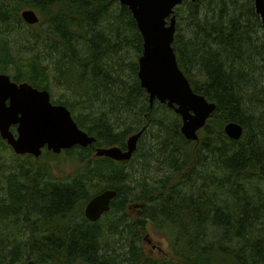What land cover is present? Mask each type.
<instances>
[{
  "label": "trees",
  "instance_id": "obj_1",
  "mask_svg": "<svg viewBox=\"0 0 264 264\" xmlns=\"http://www.w3.org/2000/svg\"><path fill=\"white\" fill-rule=\"evenodd\" d=\"M25 9L40 22L27 24ZM179 12L188 33L173 44L179 67L217 103L198 141L168 105H151L128 56L142 55L143 37L119 0H0V73L52 97L61 90L55 103L97 139L35 158L0 136V264H264L260 16L254 0H186ZM230 121L243 125L241 139L226 135ZM142 129L131 160L96 156ZM61 155L77 164L64 176L55 173ZM106 189L117 197L91 222L85 206ZM148 225L173 259L143 248Z\"/></svg>",
  "mask_w": 264,
  "mask_h": 264
},
{
  "label": "water",
  "instance_id": "obj_2",
  "mask_svg": "<svg viewBox=\"0 0 264 264\" xmlns=\"http://www.w3.org/2000/svg\"><path fill=\"white\" fill-rule=\"evenodd\" d=\"M186 0H119L127 6L143 37V53L139 58L138 78L147 91L151 105L155 101L168 105L181 117V132L189 141L199 140L202 130L217 109V103L197 93L179 67L174 50L178 18L176 9ZM193 2L197 0H192ZM255 11L264 28V0H254ZM30 25L40 22L34 9L21 13ZM16 127V132L12 130ZM226 135L239 140L244 127L230 121L224 126ZM145 129L131 135L126 147H98L96 156L116 161L133 158ZM0 136L16 155L42 156L45 149L61 154L80 146L90 147L96 137L81 129L72 112L64 104H54L47 89L28 82L18 84L8 74L0 73ZM117 191L106 189L93 196L85 206V217L99 221L110 212Z\"/></svg>",
  "mask_w": 264,
  "mask_h": 264
},
{
  "label": "rangeland",
  "instance_id": "obj_3",
  "mask_svg": "<svg viewBox=\"0 0 264 264\" xmlns=\"http://www.w3.org/2000/svg\"><path fill=\"white\" fill-rule=\"evenodd\" d=\"M180 7L176 9L177 18H179ZM177 34H180L181 36H184V37L188 35L187 27L184 24V22L178 21ZM128 56L131 58L139 60L141 55L140 56L136 55V53L132 50V51H130V54ZM8 75L11 77L10 74H8ZM11 79H13V78L11 77ZM24 82H27V81H24ZM55 93H56L55 97H52V94H51L52 102L54 104H59V103H55V101H57V99H58L57 96L59 95V93H61V90L57 89V90H55ZM0 152H2V151L0 150ZM64 156L65 155H63V156L61 155V157L58 158V160H61L58 163V166L56 167V170H55V173L58 176H61V175L64 176V175L70 174L74 170L75 166L77 165L71 161H66L64 159ZM62 161H65V162H62ZM50 162H53V161H50ZM53 165L54 166L56 165L55 162H53ZM137 214L139 215V212L136 211L135 209H133L134 217H136ZM142 238H143V240H142L143 248L152 257H154V258L166 257L167 259H173V254L171 252L170 243H169L168 239L166 238L165 235L158 233L151 225H148L146 232H144L142 234Z\"/></svg>",
  "mask_w": 264,
  "mask_h": 264
},
{
  "label": "flooded vegetation",
  "instance_id": "obj_4",
  "mask_svg": "<svg viewBox=\"0 0 264 264\" xmlns=\"http://www.w3.org/2000/svg\"><path fill=\"white\" fill-rule=\"evenodd\" d=\"M14 81V80H13ZM16 82V81H15ZM18 84H20V83H22V82H17ZM12 130L14 131V132H16V127H12Z\"/></svg>",
  "mask_w": 264,
  "mask_h": 264
},
{
  "label": "bare ground",
  "instance_id": "obj_5",
  "mask_svg": "<svg viewBox=\"0 0 264 264\" xmlns=\"http://www.w3.org/2000/svg\"><path fill=\"white\" fill-rule=\"evenodd\" d=\"M133 135V134H132ZM127 140V139H126ZM97 149V148H96Z\"/></svg>",
  "mask_w": 264,
  "mask_h": 264
}]
</instances>
